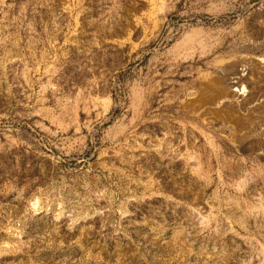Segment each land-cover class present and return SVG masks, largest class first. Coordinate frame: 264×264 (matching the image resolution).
<instances>
[{
    "label": "rangeland",
    "instance_id": "374dc122",
    "mask_svg": "<svg viewBox=\"0 0 264 264\" xmlns=\"http://www.w3.org/2000/svg\"><path fill=\"white\" fill-rule=\"evenodd\" d=\"M0 264H264V0H0Z\"/></svg>",
    "mask_w": 264,
    "mask_h": 264
},
{
    "label": "bare ground",
    "instance_id": "6f19581e",
    "mask_svg": "<svg viewBox=\"0 0 264 264\" xmlns=\"http://www.w3.org/2000/svg\"><path fill=\"white\" fill-rule=\"evenodd\" d=\"M227 81V80H226ZM219 82V81H218ZM242 83H243V81L242 80H237V81H234V82H232L231 81V83H228V85L227 86H230L229 88H231V87H239L240 85H242ZM246 83V82H245ZM242 87V86H241ZM224 89V88H223ZM237 90H239V91H241V89H237ZM236 90V91H237ZM223 92V90L222 89H220V92H219V95L221 94ZM217 95V94H216ZM236 95V94H235ZM241 95V94H240ZM218 97V96H217ZM241 97V96H240ZM217 100V99H216ZM223 103V102H222Z\"/></svg>",
    "mask_w": 264,
    "mask_h": 264
}]
</instances>
